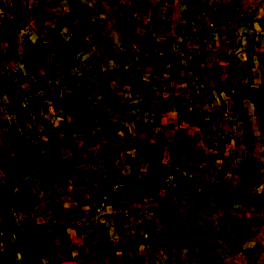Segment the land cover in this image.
<instances>
[{
  "label": "crops",
  "instance_id": "crops-1",
  "mask_svg": "<svg viewBox=\"0 0 264 264\" xmlns=\"http://www.w3.org/2000/svg\"><path fill=\"white\" fill-rule=\"evenodd\" d=\"M161 1L17 0L0 30L33 104L6 119L0 94V143L60 172L15 185L55 264H264V0Z\"/></svg>",
  "mask_w": 264,
  "mask_h": 264
},
{
  "label": "rangeland",
  "instance_id": "rangeland-1",
  "mask_svg": "<svg viewBox=\"0 0 264 264\" xmlns=\"http://www.w3.org/2000/svg\"><path fill=\"white\" fill-rule=\"evenodd\" d=\"M16 1L0 0V30L2 28L11 32L25 20L24 10L18 9ZM9 51V47L2 48L0 45V94L7 96L2 104L3 116L10 114L11 117L6 119H13L14 116L21 120L30 119L33 113V110H30L33 107L31 99L28 94L21 92L19 87L12 85L11 78L7 75ZM260 110L264 119V98ZM3 136L0 143V264H42V254L55 264L56 261L52 258L57 256L55 250L58 247L48 249L52 234V231H49L51 224H36L30 212L33 205L31 197L24 187L16 190L15 185L25 181L24 178L28 175L31 177L26 181L39 176L50 182L53 180L52 176L58 179L60 172H56L53 165L48 164L41 173L31 174L30 171L37 160L34 152L40 154L38 148L41 145L26 139L24 135L8 133V136ZM42 157L37 160V164L44 167ZM14 167L19 169L15 170ZM242 177V180H248L249 184H252L260 181L262 174L254 167L253 170L245 167ZM16 249L21 251L18 252L17 258L12 256L11 252ZM35 259L38 260L37 263Z\"/></svg>",
  "mask_w": 264,
  "mask_h": 264
},
{
  "label": "trees",
  "instance_id": "trees-1",
  "mask_svg": "<svg viewBox=\"0 0 264 264\" xmlns=\"http://www.w3.org/2000/svg\"><path fill=\"white\" fill-rule=\"evenodd\" d=\"M163 1H164V0H162L161 3H163ZM223 14H226V12H224ZM93 32H94V31H93ZM85 33H87L86 29L83 30V31L81 32V35H84ZM244 94H245L246 96L250 97V98H253L254 96H256V95L259 94V93L254 92V93H244ZM258 96H259V95H258ZM260 96H261V95H260ZM177 109H178V111H179L184 117H186L188 120H194V121H198V120H199V119H197V118H192V117H190V116L188 115L187 111H186L184 108H182V107H177ZM105 119H108V118L105 117ZM109 124H110L111 126H118L117 124H114V123H111V122H109ZM52 179L55 180V177L52 176ZM11 252H12V256L16 257V256H17V253H18V252H21V251H19V249H16V250H12Z\"/></svg>",
  "mask_w": 264,
  "mask_h": 264
}]
</instances>
